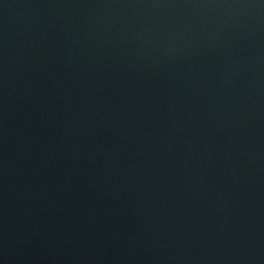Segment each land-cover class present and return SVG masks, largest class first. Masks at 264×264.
<instances>
[{"label":"water","instance_id":"95a60500","mask_svg":"<svg viewBox=\"0 0 264 264\" xmlns=\"http://www.w3.org/2000/svg\"><path fill=\"white\" fill-rule=\"evenodd\" d=\"M0 264H264V0H0Z\"/></svg>","mask_w":264,"mask_h":264}]
</instances>
